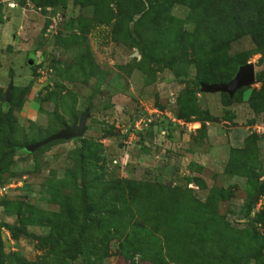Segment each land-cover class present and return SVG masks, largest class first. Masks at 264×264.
Wrapping results in <instances>:
<instances>
[{"label":"rangeland","instance_id":"rangeland-1","mask_svg":"<svg viewBox=\"0 0 264 264\" xmlns=\"http://www.w3.org/2000/svg\"><path fill=\"white\" fill-rule=\"evenodd\" d=\"M130 1L0 0V113L11 110L15 118L10 142L41 141L90 114L81 139L34 153L6 152L0 130V188L7 187L0 264H194L183 259L203 249L201 230L180 231L174 240L173 223L161 218L155 231L149 221L171 211L167 188L177 190L179 202L185 192L216 209L217 218L200 225L210 230L200 239L217 242L227 233L239 259L247 258L240 264H264V252L257 253L264 243V111L250 105L264 86V56L250 34L241 37L228 55L252 63L262 80L234 100L196 93L195 81L205 82L209 69L190 62V50L183 60L178 37L196 28L195 11L170 0L156 24L147 19L148 0ZM115 182H133V193L100 208L103 186ZM85 187L94 203L77 250L79 230L72 228L83 220ZM219 191L225 199L208 202ZM114 205L124 211L114 216ZM58 219L62 225L53 229L45 222ZM59 231L60 242L51 240Z\"/></svg>","mask_w":264,"mask_h":264},{"label":"trees","instance_id":"trees-1","mask_svg":"<svg viewBox=\"0 0 264 264\" xmlns=\"http://www.w3.org/2000/svg\"><path fill=\"white\" fill-rule=\"evenodd\" d=\"M36 4L40 6L54 5L56 2L58 3L60 0H34ZM90 0H87L89 2ZM106 0H102L104 3ZM130 3H132L130 0ZM151 8V17L147 18L144 16V13L147 11L142 10V18L150 19L152 22H158L161 18H165L164 13L167 12V8L169 4H171L170 0H160L161 2H156L153 5L152 1L148 0ZM154 2V1H153ZM170 2V3H169ZM181 3H185L195 11V23L196 28L192 33L183 34L178 32V37L185 44L184 46V54L183 60L187 58V50H190L193 54L192 61L190 62H198L202 65H205L209 69L208 76L204 83H217L222 82L226 83L230 79H232L233 75L236 72V69L239 66L245 64L244 61H241L239 58H230L228 55V51L231 47V44L240 39L241 37L250 34L258 46L259 53L264 56V0H179ZM164 6V8H163ZM166 6V7H165ZM165 9V10H164ZM164 10V11H163ZM144 11V12H143ZM159 26V25H158ZM180 31V30H177ZM141 35V34H140ZM139 35V36H140ZM141 37V36H140ZM178 37L176 39H178ZM144 50V48L142 47ZM256 80L261 81V76L256 75ZM199 86L201 81H195ZM244 90H248L247 88H243L239 90L236 94H243ZM193 93L192 91L189 92ZM236 94L229 99L230 97L227 94L221 93L224 97L229 100L236 99ZM12 105L15 107H19L21 105L20 101L12 102ZM251 107L254 109L256 113L264 111V86L259 92L258 96L250 101ZM179 114H181V118H187L186 116H182V112H189L188 108H181L179 110ZM15 123V118L11 112L8 110L6 113H0V130H4V135L1 139V144L3 149H6L8 153H14L19 149L24 150V145H18L16 143L10 142L11 131L13 125ZM64 123L61 124V127ZM58 142V141H57ZM41 149V148H40ZM5 151L0 154V165L4 162ZM125 187V188H124ZM135 188V184L133 182H125L121 184V182H115L110 186H103L101 190V198L99 201L100 208H107L108 206L113 205L114 201L122 200L124 202L125 199V190L128 191V194H132ZM84 190V191H83ZM80 191V200L83 206V211L81 212L83 215V220L79 224H75L74 228L79 230V240L74 242L75 249L81 250L80 245H82V237L86 235V231L88 229L86 211L88 210L87 206L91 202V198L86 190V187ZM177 190H173L167 188L166 192V201L171 205V211L166 213H161V216L150 217L149 221L152 223V228L155 231L159 230L160 219L162 222H167L169 225L172 223V238L178 239L180 231H183L185 234H188L192 231H202L199 233L198 243L202 246L204 244L203 249L199 251H190V258L185 257L183 260L185 263H194L198 262L201 264H240L241 260H245L247 258L239 259V248H236L234 245L228 243L227 238L224 234V239L219 238L217 242L213 241L211 237L205 236V238L200 239L201 235L210 231L209 225H206L203 229L200 227L203 220L207 218V216L213 219L217 218L216 209H209L208 204H202L194 198L187 196L185 192H180V196L183 197V201L179 202L177 198ZM186 197V198H185ZM225 195L222 191L217 192L214 196H211V199L208 202H215L217 200H224ZM102 200V201H101ZM104 201V202H103ZM97 203V202H96ZM95 203V204H96ZM182 206V207H181ZM209 207V208H208ZM124 211L122 207L112 206L110 212L117 215V212L120 213ZM73 210L68 209L67 214ZM78 217V214H75ZM180 217V219L178 218ZM76 218V217H75ZM96 221V227L101 226L102 219ZM183 219V220H182ZM48 223L53 229L55 226L62 225V219H58L56 224L53 225L50 220L45 221ZM54 222V221H53ZM176 222V224H175ZM199 226V227H198ZM201 228V229H200ZM231 230V229H230ZM228 236V235H227ZM250 236V235H249ZM248 236V237H249ZM61 233L60 231L57 233V237L51 240L60 242ZM65 245V241L63 242ZM63 244V247L65 245ZM201 252H205L204 256L200 254ZM258 251V252H257ZM257 253L261 254L264 252V243L260 244ZM61 254H65V250L61 251ZM17 262V261H16Z\"/></svg>","mask_w":264,"mask_h":264},{"label":"water","instance_id":"water-1","mask_svg":"<svg viewBox=\"0 0 264 264\" xmlns=\"http://www.w3.org/2000/svg\"><path fill=\"white\" fill-rule=\"evenodd\" d=\"M254 82V65L252 63H247L240 66L234 77L228 82H217L210 84L200 82L199 89L195 92L205 94L223 93L232 98L239 90L250 87ZM7 101H9V93H7ZM89 116V110L87 109L80 115L78 121H73L70 125L65 124L60 131L50 135L49 137L26 145L24 147V151L27 153H34L40 148L45 147L46 145L53 142L81 139L87 131V120Z\"/></svg>","mask_w":264,"mask_h":264},{"label":"built area","instance_id":"built-area-1","mask_svg":"<svg viewBox=\"0 0 264 264\" xmlns=\"http://www.w3.org/2000/svg\"><path fill=\"white\" fill-rule=\"evenodd\" d=\"M6 190H7V187L0 188V195L6 192Z\"/></svg>","mask_w":264,"mask_h":264}]
</instances>
